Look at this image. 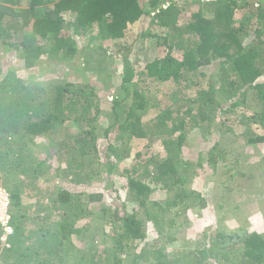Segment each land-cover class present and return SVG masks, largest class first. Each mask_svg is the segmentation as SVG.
I'll list each match as a JSON object with an SVG mask.
<instances>
[{
    "label": "trees",
    "instance_id": "trees-1",
    "mask_svg": "<svg viewBox=\"0 0 264 264\" xmlns=\"http://www.w3.org/2000/svg\"><path fill=\"white\" fill-rule=\"evenodd\" d=\"M42 1L28 0L31 6L23 7L22 0H0L4 52L18 54L25 69L41 59L68 61L77 54L107 64L118 59L120 71L111 80L105 73L101 90L110 110L108 123L99 127L102 97L95 83L30 84L13 68L1 71L0 66V185L9 192L13 229L3 241L0 224L5 264H264V232L248 225L221 230L220 215L196 247L175 244L189 222L188 211L207 205L191 184L225 160L218 143L196 160L186 157L183 147L190 131L205 135L220 126L227 132L240 124L247 144L264 141L248 128L252 122L264 127V0L258 6L253 0H214L191 12L184 25H178L180 10L173 12V0H57L40 14L35 4ZM244 8L256 18L236 20V12ZM146 17L157 29L147 31L168 51L142 64L130 57V46L122 39L137 22L143 37ZM91 29L100 42L79 48L78 39ZM107 38L113 42L109 46L103 43ZM175 50H181L179 57ZM206 67L216 73L204 86L193 79L206 77ZM168 81L167 102H153L151 84ZM149 106L154 117L145 121ZM249 108L251 116L246 115ZM69 121L85 127L59 135ZM44 137L47 145H39ZM136 139L158 141L162 151L146 158L137 151L126 166L129 145ZM38 145L46 149L44 154L35 151ZM102 173L124 183L126 198L114 188L115 180L106 191L85 190ZM18 176L26 178L37 196L31 211L22 204ZM64 180L74 183V192ZM38 182L52 183V189L44 190ZM106 194L116 207L105 205ZM94 203L100 204L99 213L91 207ZM103 220L100 241L93 244L90 236V244L84 245L91 222Z\"/></svg>",
    "mask_w": 264,
    "mask_h": 264
},
{
    "label": "rangeland",
    "instance_id": "rangeland-1",
    "mask_svg": "<svg viewBox=\"0 0 264 264\" xmlns=\"http://www.w3.org/2000/svg\"><path fill=\"white\" fill-rule=\"evenodd\" d=\"M56 1L57 0H43L42 2L35 4V8L40 14H44L46 8L51 9ZM253 1H255V6H258V4L261 3L259 0ZM21 3L20 6L23 5V7L31 6L32 4H29L28 0H22ZM172 4L174 6L173 12L180 10L177 20L178 25H184L187 23L191 19L189 16L191 12L198 8H203V6H200L201 4L196 3L195 0H173ZM204 8V10H207L205 6ZM246 9L248 8L236 12V20L241 21L243 19L246 21L248 18H251V20L256 18L254 13H248L245 11ZM206 15L207 12L204 16ZM143 22L145 27L144 30L146 29V31L143 32V37L139 36L140 31L138 30L140 22H137L127 28L126 36L122 39V41H125L128 46H130V57L139 60L142 64L147 61H152L155 57L165 55L168 51L166 46L157 44L156 37H153L150 34L151 32L147 31V29L149 31L156 29L153 27L154 24L149 23V17L144 18ZM98 37H100V35H97L96 31H93L92 29L90 32L87 31L84 38L78 39L79 48L86 47L88 41L91 42L92 45L98 44L100 42ZM182 37L185 38L187 35H182ZM103 43L109 46L113 42L107 38ZM115 49V47L111 48L114 53H116ZM172 52H174L177 57L182 53L181 50H175ZM84 57L76 54L75 57L68 61L62 59L52 63L45 61V59H41L38 64L32 68L25 69L18 54L4 52L0 47L1 71H7L9 68H13L19 77L27 80L30 84L41 82L44 86L48 87L64 80L71 82L89 81L95 83L96 92L100 93L102 97L100 108L101 111H103V113L97 117L96 123L99 127H104L108 123V116L106 113L109 112L110 109L108 103L105 101L106 94L102 93L101 86H104L103 82H105L106 79V72L108 73L110 80L111 78L114 79L116 77L120 71V63L118 59H113L112 62H108L107 64L100 62L98 59ZM203 72L207 75L206 77H196L193 80L201 84L204 83L203 85L205 86L206 82L209 80L208 76H210L211 73H216V71H211L206 67ZM114 85L115 83H110L112 91L114 90ZM152 86V92L155 95V97H152L153 102L160 100L164 105V103L167 102L165 100V93L169 89L168 87L172 86V83L169 81L166 83L156 82L151 84V87ZM111 94H113V92L109 93L110 96ZM110 99V97L107 98V100ZM240 110H242V108H240L239 111ZM235 112H237V109H235ZM233 113L227 115L229 116L230 123L234 122ZM246 115H252L250 108L246 110ZM152 117H154L153 108L149 106L143 119L147 121L152 119ZM84 125L85 123L77 124V122H66L58 134L61 135L64 131L71 134H77L85 127ZM248 128H250L255 134L264 136V127H261L260 124L252 122L248 125ZM224 129L220 126L212 127L205 135L199 130L194 129L190 131V137H188L187 143H185L183 147V153L185 156L196 160L199 155L205 156L210 148L215 143H218V147L224 148L225 160H219L215 169H210L208 167V172L203 173L199 179L191 184L192 188L200 190L206 198L207 205L201 210H194L197 211L194 213L188 211L187 216L189 222L183 227L179 234V240L175 244H187V248L189 249L196 247L195 244L202 242L204 233H210L212 231L211 225H214L216 222L217 226L216 217L218 215L222 218L221 222L218 223V225L220 224L219 227L221 230L236 229L239 226L244 227L245 225H248L250 228L249 230L261 233L264 232V141H259L254 145L247 144V136L245 137L243 134L244 127L240 124L236 125L235 128H233V131L225 132ZM41 144L47 145V139L45 137L39 140V145ZM39 145L35 148V151H42L40 153L44 154V150L46 149ZM129 147L131 153L125 161L126 166L129 165L132 157L137 151L140 152L144 158L162 151V147L158 141L150 144L146 139H136L130 143ZM40 153L39 155H41ZM19 179L23 182L22 204L25 209L31 211L35 206L34 200L37 196L35 197V191L27 184L26 178L20 177ZM93 179L94 180L90 182V185L88 184L85 187L86 191L89 189L90 191L97 190L100 192L101 189L106 191L107 189L105 187L108 185V182H110V180H115L114 188L118 190L117 192L120 194L121 199L126 198L127 187L124 186L123 182H120V179H110L105 177L104 173ZM67 181L68 180H64V183ZM67 183L70 186L71 191L75 190V187L73 186L74 183H71L70 181ZM38 184H41V187L44 190L52 185V183L45 182H38ZM49 189H52V186ZM111 194L114 196L113 192ZM154 194H157L156 190L153 191L152 195ZM102 201L105 205L116 207V203L112 197L107 194L103 196ZM218 203H222L221 208L217 207ZM91 207L98 213L101 208L98 203L92 204ZM53 214L55 215L56 211H54ZM80 222L81 221L78 223ZM103 224L104 220L98 225L91 222L92 227L90 228L89 233L84 232V239L81 240L84 245L90 244V236H92L93 244L100 241L99 236L101 230L98 228ZM92 231L93 233H91ZM108 244L109 243H107V245ZM2 248H4V244L0 246V264H5L1 258ZM99 248H102V246Z\"/></svg>",
    "mask_w": 264,
    "mask_h": 264
},
{
    "label": "built area",
    "instance_id": "built-area-1",
    "mask_svg": "<svg viewBox=\"0 0 264 264\" xmlns=\"http://www.w3.org/2000/svg\"><path fill=\"white\" fill-rule=\"evenodd\" d=\"M201 2L212 1V0H200ZM9 208V198L7 193L0 188V224L2 229L1 240L6 241L8 236L12 234V227L8 223L9 214L7 212Z\"/></svg>",
    "mask_w": 264,
    "mask_h": 264
},
{
    "label": "clouds",
    "instance_id": "clouds-1",
    "mask_svg": "<svg viewBox=\"0 0 264 264\" xmlns=\"http://www.w3.org/2000/svg\"><path fill=\"white\" fill-rule=\"evenodd\" d=\"M195 1H197V3L198 4H207V3H211L212 1H214V0H212V1H206V2H201L200 0H195ZM1 189H3L6 193H7V195H8V198H9V192L5 189V188H3V187H0Z\"/></svg>",
    "mask_w": 264,
    "mask_h": 264
}]
</instances>
